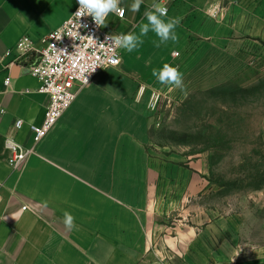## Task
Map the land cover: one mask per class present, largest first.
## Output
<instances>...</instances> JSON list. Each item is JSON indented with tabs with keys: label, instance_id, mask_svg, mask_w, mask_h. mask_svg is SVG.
Instances as JSON below:
<instances>
[{
	"label": "crops",
	"instance_id": "1",
	"mask_svg": "<svg viewBox=\"0 0 264 264\" xmlns=\"http://www.w3.org/2000/svg\"><path fill=\"white\" fill-rule=\"evenodd\" d=\"M133 2L120 0L125 19L111 15L107 31L139 33L154 0H143L135 13ZM156 2L180 20L178 41L156 47L150 31L137 50L121 49L120 67L96 77L15 171L5 139L29 146L27 126L44 121L48 98L25 68L9 67L5 54L24 37L41 49L72 16L76 0H0V264H214L221 258L222 247L213 253L214 244L191 232L190 223L174 234L176 192L159 188L168 178L158 177L148 147L153 119L146 104L154 93L174 99L205 86L211 75L238 77L264 64V0ZM164 63L179 66L184 91L153 77ZM19 120L25 126L16 132ZM65 211L75 218L72 231L62 222Z\"/></svg>",
	"mask_w": 264,
	"mask_h": 264
},
{
	"label": "rangeland",
	"instance_id": "2",
	"mask_svg": "<svg viewBox=\"0 0 264 264\" xmlns=\"http://www.w3.org/2000/svg\"><path fill=\"white\" fill-rule=\"evenodd\" d=\"M147 106L148 147L158 177L168 178L159 188L176 192L174 234L188 222L213 253L222 247L214 264H264V64L238 77L211 75L153 113Z\"/></svg>",
	"mask_w": 264,
	"mask_h": 264
},
{
	"label": "built area",
	"instance_id": "3",
	"mask_svg": "<svg viewBox=\"0 0 264 264\" xmlns=\"http://www.w3.org/2000/svg\"><path fill=\"white\" fill-rule=\"evenodd\" d=\"M78 8L76 0L72 16L43 39L41 49H37L30 37H24L14 49L5 54L4 59L10 60L9 67L25 68L38 80L39 94L48 98L44 121L40 125L27 126L31 137L29 146L12 137L5 139L9 166L15 171L21 170L35 155L37 146L46 139L95 78L103 71L116 69L121 65V49H114L105 42L107 35L117 34L107 31L106 26L97 27L90 16L77 17L75 13ZM111 15L121 20L116 14L110 13L107 21ZM178 57V53L172 54L173 59ZM94 67L96 69L92 72ZM164 101L171 102L172 99L167 94L154 93L147 108L153 113ZM24 126L23 121H16L14 131H22Z\"/></svg>",
	"mask_w": 264,
	"mask_h": 264
},
{
	"label": "clouds",
	"instance_id": "4",
	"mask_svg": "<svg viewBox=\"0 0 264 264\" xmlns=\"http://www.w3.org/2000/svg\"><path fill=\"white\" fill-rule=\"evenodd\" d=\"M79 8L75 15L79 18L90 16L97 27L107 25V17L110 13L116 14L121 20L125 17V9L120 7V0H77ZM143 0H134L129 6L130 10L135 13L140 9ZM146 20L147 22H144ZM144 20L137 26L139 33L129 32L127 34L107 35L105 42L110 44L114 49H124L128 53L137 50L143 43V37H146L151 31L158 38V43L153 41L156 47L168 41L177 42L178 36L175 28L179 25L178 18H169L168 9L159 2L151 4L150 8L144 13ZM115 62V61H114ZM95 67L92 72L95 71ZM152 75L160 84L169 85L181 91L185 90L183 74L179 71L178 66H172L164 63L160 69H153ZM74 216L65 211L63 214V224L68 231H72L77 226Z\"/></svg>",
	"mask_w": 264,
	"mask_h": 264
}]
</instances>
